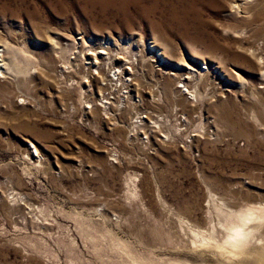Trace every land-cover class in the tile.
<instances>
[{
    "label": "rangeland",
    "instance_id": "rangeland-1",
    "mask_svg": "<svg viewBox=\"0 0 264 264\" xmlns=\"http://www.w3.org/2000/svg\"><path fill=\"white\" fill-rule=\"evenodd\" d=\"M0 64V264H259L264 0H0Z\"/></svg>",
    "mask_w": 264,
    "mask_h": 264
},
{
    "label": "bare ground",
    "instance_id": "bare-ground-1",
    "mask_svg": "<svg viewBox=\"0 0 264 264\" xmlns=\"http://www.w3.org/2000/svg\"><path fill=\"white\" fill-rule=\"evenodd\" d=\"M113 59H118V57L115 56ZM87 63L89 67H96L98 62L88 59ZM121 73L125 72L122 70ZM123 75L128 79L126 73ZM263 227L264 207L246 208L240 213L238 220L230 224L227 237L222 244L223 249L234 254L252 257L257 263L264 264V234L259 233Z\"/></svg>",
    "mask_w": 264,
    "mask_h": 264
},
{
    "label": "built area",
    "instance_id": "built-area-1",
    "mask_svg": "<svg viewBox=\"0 0 264 264\" xmlns=\"http://www.w3.org/2000/svg\"><path fill=\"white\" fill-rule=\"evenodd\" d=\"M130 63H135L136 62V56H135V53H132L131 56H130V59H129ZM84 68H85V65L84 63H82ZM127 70H128V66L125 67ZM200 68H205V66L203 64L200 65ZM86 69V68H85ZM126 69H124V67H122L121 69L117 68V67H111L110 70H108V78L105 80V91L103 94H101L98 98L99 100V103L102 105V108L105 110L108 108V104L110 103L109 100L111 98V95H110V92H112V85H115V81H119V80H122L125 84L130 82L131 79L129 78V80L126 78L127 76H124L123 74L126 73V75H128V72L126 71ZM87 70V69H86ZM123 70V72L125 73H121V71ZM87 71H90V72H96V69L92 68L90 70H87ZM178 87H180L183 91L188 92L187 89L184 88L182 82H179L178 83ZM125 93L126 91L123 90L122 93H121V96H125ZM141 117V114H138L136 113L134 118H140ZM142 118V117H141ZM134 121V120H133Z\"/></svg>",
    "mask_w": 264,
    "mask_h": 264
},
{
    "label": "water",
    "instance_id": "water-1",
    "mask_svg": "<svg viewBox=\"0 0 264 264\" xmlns=\"http://www.w3.org/2000/svg\"><path fill=\"white\" fill-rule=\"evenodd\" d=\"M178 65V64H177ZM201 65V64H200Z\"/></svg>",
    "mask_w": 264,
    "mask_h": 264
}]
</instances>
